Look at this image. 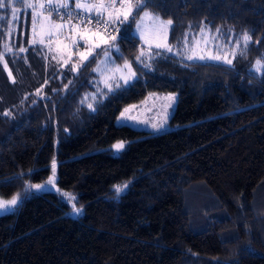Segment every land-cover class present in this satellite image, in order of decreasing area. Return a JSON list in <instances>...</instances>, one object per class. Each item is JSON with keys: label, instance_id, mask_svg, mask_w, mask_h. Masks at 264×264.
Segmentation results:
<instances>
[{"label": "trees", "instance_id": "obj_1", "mask_svg": "<svg viewBox=\"0 0 264 264\" xmlns=\"http://www.w3.org/2000/svg\"><path fill=\"white\" fill-rule=\"evenodd\" d=\"M8 10L0 8V197L44 184L53 159L56 192L31 191L0 216V264H264V0H149L142 11L173 22L169 45L208 28L247 34L245 54L236 67L163 55L144 70L134 62L138 15L130 17L115 26L116 62L132 63L139 79L104 92L92 112L81 101L95 60L41 83L38 66L52 62L31 45L28 19L6 54ZM257 60L261 71H250ZM28 81L37 95L22 94ZM148 93L175 94L171 130L114 125ZM120 141L125 149L112 153ZM125 183L117 198L114 186ZM65 193L82 215H71Z\"/></svg>", "mask_w": 264, "mask_h": 264}, {"label": "rangeland", "instance_id": "obj_2", "mask_svg": "<svg viewBox=\"0 0 264 264\" xmlns=\"http://www.w3.org/2000/svg\"><path fill=\"white\" fill-rule=\"evenodd\" d=\"M0 2H3L5 4V8L9 7L8 13H3L2 17H7V20L5 21V30H4V41L5 46L7 47V53H12V50L10 49V39H14L16 35L17 28L23 29L24 25L23 22L28 19V31L30 32V36L32 35L35 40L44 39L45 44L40 45L39 43H36V46L42 47V49L45 50L46 55H48L50 58V61L52 63H49V65H39L38 66V72L41 83H44L47 76L51 74H64L65 72H70V70L73 67V62L76 64V68L83 65L86 61H81L79 59V52L86 51V48L84 46H77L73 47L72 41L76 39L75 33H72L70 39H65V37L69 36V28L68 24L69 21L64 20V27L61 30H56V38H54L51 42V49L48 47V38H47V29L50 25L60 24L62 22L61 18H58L55 15V12H49L46 11L45 8L49 4H62L65 2H68L70 6H73V10L75 9V3L73 0H23L21 3L20 0H0ZM81 3L86 2V0H80ZM88 2L91 3H99L100 0H88ZM107 2V0H105ZM135 2V0H134ZM21 6L20 8L15 7ZM15 7V8H14ZM4 8V7H3ZM42 11L45 12V14L41 13ZM21 12V13H20ZM37 14H39V21L40 23H36V17ZM144 11H141L133 25V31L132 35L136 38V34L138 32L137 24L140 22V17L143 16ZM131 17V16H130ZM129 17V19H130ZM71 22V21H70ZM76 23V22H71ZM146 28L150 24V21H145ZM18 24V25H17ZM43 25L44 28L42 29L40 25ZM92 28H95V22L91 24ZM102 27V26H101ZM112 27H109L107 30V34H110L112 36H115L116 31H112ZM204 29L203 32H201V28L196 31L195 34L193 32H188L183 35V37L177 42L176 45H168L172 46L174 49L181 48L185 51L192 49L197 53H203L205 55H216L219 54L223 56L224 52L228 53V58L232 59L233 62L231 65H228L226 63H219L216 61H206V62H199V63H210V64H220L224 66H238L239 64L235 62V60L240 56L241 52V46L244 45V40L242 38L234 37L231 34H221L217 33V30L211 31L208 28H202ZM81 32L85 31L84 29H80ZM168 33V30H167ZM167 36V34H166ZM137 39V38H136ZM34 39L30 40L31 45H34L32 42ZM138 41V46L135 50L136 56L140 54V51L143 47H145L143 40ZM239 41L240 46L236 47V42ZM95 43H100V41L97 39L94 41ZM152 43L160 42L164 43V40H152ZM167 42V39H166ZM185 42H187V47H185ZM92 41H84V44L88 47L92 46ZM59 46L60 51L58 52L56 49ZM66 46V47H65ZM194 46V47H193ZM219 46L220 52L215 51V47ZM38 47V48H39ZM107 47L106 45H103L100 48H95L93 56H95V63L91 69V73L93 74L92 81H91V91L87 94L89 99L85 103V108L92 112L88 107V103H94L90 97L94 94L100 99L105 95L104 92L111 93L114 90L117 89L116 85L120 84L123 85V81L119 80V76L121 75L120 72L115 71L116 68H123L124 63L122 62L118 64L116 62V56H117V45L114 42V47H108L107 53L103 51V48ZM235 52L236 56L235 58L232 57V53ZM69 55H71V60L67 65H64V60L68 59ZM111 57L110 60H106L105 56ZM164 55H169L168 53H164ZM53 56L56 58L53 59ZM135 56V58H136ZM93 58L92 56L89 57V59ZM88 59V60H89ZM178 61L185 62V63H192L187 60H181L180 57L175 58ZM87 60V61H88ZM99 66L100 71H96L97 67ZM256 62H254L249 69L250 71H256ZM15 68V67H14ZM17 68V67H16ZM36 68V67H35ZM18 69V68H17ZM35 69V70H37ZM72 72H75L71 70ZM125 75H127V72L125 70ZM9 79H11L10 74H8ZM39 81V79H38ZM106 84L112 88V91L110 92L108 87H106ZM36 84H31L30 81L26 82L25 85L21 87V92L24 95V97L27 96L29 93H33L34 95H37V88L35 86ZM123 87V86H122ZM120 88V87H119ZM174 96L175 99L173 101H169L166 98L168 96ZM175 100L176 96L173 93H148L144 99L141 101L128 105L122 109V111L119 113V115L114 120V125L116 126H128L133 129L142 130L145 132H148L150 134H159L162 132H166L171 130V127L168 125L169 117L175 107ZM135 106V107H133ZM125 109H128L129 111L125 113L126 116L134 117L133 120H128L125 123H118L119 118L121 117V113L125 111ZM153 124H163L164 128L161 131H156L153 129ZM117 143V142H116ZM114 143V144H116ZM125 143V142H124ZM112 144L109 149L112 151V153L115 154V150L112 149ZM126 145V143H125ZM121 152V151H120ZM119 152V153H120ZM53 173H51L50 176H52ZM49 176V177H50ZM48 177V178H49ZM48 180V179H47ZM47 182V181H46ZM46 182L44 184H46ZM33 192H44V191H51L56 192V188H45L43 191L32 189ZM13 196H20L19 194H14L8 198H1L0 201H7L10 200ZM63 199L67 201L68 197H66L64 194H62ZM68 203V202H67ZM70 205V203H68ZM8 213L7 211L0 210V216ZM72 216H75L71 213Z\"/></svg>", "mask_w": 264, "mask_h": 264}, {"label": "snow or ice", "instance_id": "obj_3", "mask_svg": "<svg viewBox=\"0 0 264 264\" xmlns=\"http://www.w3.org/2000/svg\"><path fill=\"white\" fill-rule=\"evenodd\" d=\"M22 3L23 0H20ZM75 3V9L70 8V4L68 2L62 4H49L45 10L49 12H55L57 16L61 17L62 22L60 24L50 25L47 29V38H48V47L51 49V42L54 38H56V30H61L64 27V17H67L69 24V36L65 37V39H70L72 33H75L76 39L72 41L73 47L84 46L86 51L79 52V59L81 61H87L90 56L95 59L93 56L95 48H100L103 45L107 47L103 48V51L107 53L108 47H114V42L117 41V36H112L107 34V30L109 27H113L114 31L120 32L119 27H115L117 25H123L124 23L129 21V17L131 16L133 21L136 19V16L149 5V0H100L99 3H91L86 0V2L81 3L80 0H73ZM5 7L3 2H0V8ZM75 18L76 23H71L70 21ZM150 21V24L146 28L145 21ZM95 22V28H89L88 25ZM36 23H40L39 21V14L36 17ZM172 20H163L159 16L150 13L148 11H144L143 16L140 17V22L137 24L138 32L136 34V38L139 40H143L145 47H143L140 51V54L136 56L135 63L137 65L142 66V69L151 71L152 70V61L156 58H159L164 55V53H168V59L180 57L181 60H187L192 63L198 62H206V61H216L219 63H226L231 65L233 60L228 58V53L224 52L223 56L216 54V55H205L203 53H197L192 49L187 51L176 48L174 49L172 46H169L166 42L167 39V30L172 25ZM102 26V27H101ZM40 27L43 29L44 26L41 24ZM80 29H84L85 31L81 32ZM204 29H201L203 32ZM219 31V30H217ZM3 35V33H0ZM123 35V33H121ZM99 40L100 43H95L94 41ZM164 40V43L156 42L152 43V40ZM244 40V47L247 48L249 37L247 34L243 37ZM84 41H92V46L88 47L84 44ZM33 44L39 43L40 45L45 44L44 39L34 40ZM239 41L236 42V47H239ZM66 47V46H65ZM185 47H187V42H185ZM194 47V46H193ZM58 52L60 51L59 46L56 49ZM24 51V49H21ZM119 51V49H117ZM216 52H220L219 46L215 47ZM241 56L245 53L240 52ZM236 53H232V57L235 58ZM56 57L53 56V59ZM106 60H110L111 57L105 56ZM71 60V55H69L68 59L64 60V65H67ZM256 71H261V61H256ZM87 67L89 65H83ZM187 66V65H184ZM73 71L76 70V64L73 62ZM125 70L127 75H125ZM96 71H100L99 66L97 67ZM117 72H120L121 75L119 76V80L123 81V85L117 84L116 87H124L125 89L130 88L133 86L134 81L139 79L137 73L132 68V63L125 61L123 68H116ZM109 91H112V88L106 84ZM93 101L96 100V96L93 94L90 97ZM89 99L88 96L84 97L81 103L87 102ZM169 101H173L175 99L174 96L170 95L166 98ZM87 107L91 111H95L94 105L92 103H88ZM135 107V106H133ZM129 110L125 109L124 112L121 113V117L118 120V123H125L128 120H133L134 117L126 116ZM153 129L156 131H161L164 128L163 124H153ZM112 149L115 150V154H118L120 151L125 149V143L123 141L117 142L112 146ZM55 169H56V161L53 159L52 162V176H50L46 182V184H33L29 185L26 188L25 193L23 196H13L10 200L7 201H0V210H4L7 212H12L18 206L19 202L27 197L30 194L32 189L43 191L45 188H55ZM117 198L128 188V183H125L123 186L116 185L114 186ZM57 191H59L57 189ZM68 197V203H72V214L75 216H80L83 214V208H77L75 204V197H69L67 193L64 194Z\"/></svg>", "mask_w": 264, "mask_h": 264}, {"label": "crops", "instance_id": "obj_4", "mask_svg": "<svg viewBox=\"0 0 264 264\" xmlns=\"http://www.w3.org/2000/svg\"><path fill=\"white\" fill-rule=\"evenodd\" d=\"M8 76V74H6Z\"/></svg>", "mask_w": 264, "mask_h": 264}, {"label": "built area", "instance_id": "obj_5", "mask_svg": "<svg viewBox=\"0 0 264 264\" xmlns=\"http://www.w3.org/2000/svg\"><path fill=\"white\" fill-rule=\"evenodd\" d=\"M56 15V14H55Z\"/></svg>", "mask_w": 264, "mask_h": 264}]
</instances>
